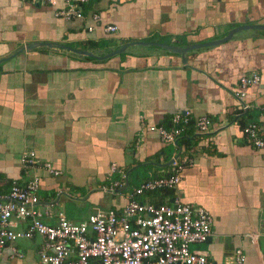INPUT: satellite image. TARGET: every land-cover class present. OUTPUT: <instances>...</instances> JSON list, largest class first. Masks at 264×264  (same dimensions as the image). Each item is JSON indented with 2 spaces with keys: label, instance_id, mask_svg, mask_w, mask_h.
Masks as SVG:
<instances>
[{
  "label": "crops",
  "instance_id": "1",
  "mask_svg": "<svg viewBox=\"0 0 264 264\" xmlns=\"http://www.w3.org/2000/svg\"><path fill=\"white\" fill-rule=\"evenodd\" d=\"M61 7L0 0V60L8 58L0 63V196L12 182L37 175L39 209L50 205L53 212L80 221L95 207L121 208L145 180L165 175L175 153L142 123L169 127L175 112L188 110L212 121L209 133L198 134L190 126L178 143L192 166L176 191L151 192L138 200L204 208L213 218L210 242L193 250L224 264L240 248L246 264H264V155L240 136L251 121L264 138L263 31L241 30L220 45L192 50L185 65L175 53L144 45L106 60L45 47L13 56L32 43L103 56L134 42L184 48L219 41L232 29L264 25V0H88L81 7L84 19L70 21L55 17ZM92 13L101 23L116 25L117 32H87ZM100 39L103 48L89 46ZM250 73L261 81L248 90L250 109L242 112L232 93L240 76ZM29 152L61 174L51 177L40 167H23L20 158ZM113 163L126 175L124 193L102 191L110 186ZM81 188L88 192L85 198L76 192ZM85 202L86 216L66 212L69 203L81 212ZM40 244L39 238L18 241L23 258L10 259L6 250L0 264H37Z\"/></svg>",
  "mask_w": 264,
  "mask_h": 264
},
{
  "label": "built area",
  "instance_id": "2",
  "mask_svg": "<svg viewBox=\"0 0 264 264\" xmlns=\"http://www.w3.org/2000/svg\"><path fill=\"white\" fill-rule=\"evenodd\" d=\"M31 3L62 7L55 11V17L64 21L84 19L82 5L88 0H29ZM99 28L104 34H115L117 26L101 23L98 13L89 17L87 32ZM257 73L240 76L232 95L238 101L242 112L250 109L246 101L248 90L260 83ZM142 125L155 133L164 145H171L175 153L163 176L145 180L139 187L127 194V202L121 208H93L80 221H70L62 211L53 212L50 205L39 209L40 177L34 175L25 183L12 182L8 191L0 196V259L9 252L10 259H22L16 248L22 240L39 238L37 264H215L203 251L192 250L194 245L207 242L212 234L213 218L202 207L175 201L172 204L141 202L138 197L156 191H176L184 171L192 166V160L185 155L177 143L185 131L192 126L198 134H207L212 121L205 116L195 117L188 111L175 112L170 126ZM244 144L264 155V138L261 127L248 122L240 129ZM138 137H140L138 135ZM139 147V142L136 144ZM23 167H40L51 177L61 172L49 162H41L33 152L20 158ZM119 174L120 180L113 181L112 175ZM126 175L116 164L109 166V187L102 189L112 193L121 188ZM44 219H54L48 224ZM250 234L249 238H255ZM224 264H246L244 252L238 248L231 260Z\"/></svg>",
  "mask_w": 264,
  "mask_h": 264
},
{
  "label": "water",
  "instance_id": "3",
  "mask_svg": "<svg viewBox=\"0 0 264 264\" xmlns=\"http://www.w3.org/2000/svg\"><path fill=\"white\" fill-rule=\"evenodd\" d=\"M247 29H255V30H260V31H263L264 32V25H245V26H242V27H239V28H236V29H232L230 30L226 35L225 37H223V39H220L219 41H214V42H208V43H203V44H192V45H188L184 48H177L175 46H170V45H166V44H159V43H147V42H134V43H127V44H124L122 46H120L118 49H115L113 51H110L109 53L103 55V56H96L95 54L93 53H90L88 51H79V50H75V49H72V48H69V47H66L64 45H61V44H53V43H32L30 45H27L25 47H22L21 49H19L17 52L14 53L13 56H16L18 55L20 52L24 51V50H27V51H30V50H34V49H39V48H56V49H63V50H66V51H70V52H73V53H76V54H79V55H82V56H85V57H89V58H92V59H97V60H106L108 58H111L113 56H116V55H120L122 53L125 52V50L131 46H136V45H144V46H156V47H160L170 53H175L177 55H179L181 57V63L183 65L186 64V61H187V53L192 51V50H196V49H201V48H206V47H210V46H214L215 44H222L226 41H228L233 34L241 31V30H247ZM8 58H5V59H1L0 60V63L3 62L4 60H7ZM171 162L169 161L165 166H168ZM128 187V182L127 180H125V183L124 185L117 189V190H114L112 193L114 194H117V193H121L123 191H125ZM210 242V238L207 240L206 244H209Z\"/></svg>",
  "mask_w": 264,
  "mask_h": 264
},
{
  "label": "rangeland",
  "instance_id": "4",
  "mask_svg": "<svg viewBox=\"0 0 264 264\" xmlns=\"http://www.w3.org/2000/svg\"><path fill=\"white\" fill-rule=\"evenodd\" d=\"M102 41V39L99 40V42ZM84 45V44H83ZM84 47V46H83ZM113 57L111 58H108V59H112ZM2 66V65H1ZM99 189V188H98ZM77 194L83 196V198H85L88 194V192H85L84 190H82V188L78 191H76ZM93 193V192H91ZM73 198L75 195H72ZM76 203V202H75ZM81 206H82V211L81 212H78L77 211V208H75L74 204H67L65 209H66V212L73 215V216H76V217H79V216H86L88 214V211H89V205L88 203L85 202V204L81 203ZM81 214V215H80ZM81 218V217H80ZM196 248H204V244L200 245V246H192L191 249H196Z\"/></svg>",
  "mask_w": 264,
  "mask_h": 264
},
{
  "label": "trees",
  "instance_id": "5",
  "mask_svg": "<svg viewBox=\"0 0 264 264\" xmlns=\"http://www.w3.org/2000/svg\"><path fill=\"white\" fill-rule=\"evenodd\" d=\"M83 11H84V10H83V8H82V12H83ZM89 46H90L91 48H94L95 46H96V47L99 46V47H102V48H103V47L105 46V43H104V41H100V43L97 42V43H94V44H93V43H89ZM122 55H123V54H122ZM247 123H248V122H246L242 127H244ZM181 139H182V138H181ZM181 139H180V140H181ZM180 140H179V141H180ZM179 141H178V143H179ZM178 143H177V145L179 146ZM136 188H137V187H136ZM127 190H128V188H127L125 191H123V193L126 192Z\"/></svg>",
  "mask_w": 264,
  "mask_h": 264
}]
</instances>
